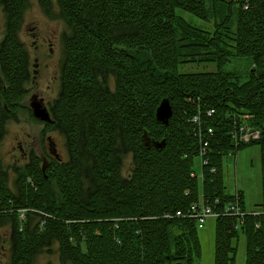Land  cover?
Masks as SVG:
<instances>
[{"label":"trees","instance_id":"16d2710c","mask_svg":"<svg viewBox=\"0 0 264 264\" xmlns=\"http://www.w3.org/2000/svg\"><path fill=\"white\" fill-rule=\"evenodd\" d=\"M27 1L4 0L0 142L30 80L18 34ZM40 1L51 12L50 0ZM57 1L71 32L45 129L64 132L70 159L53 158L43 168L31 152L14 181L17 192L0 160V218L14 219L10 264H32L53 238L62 264H193L201 243L192 204L206 198L217 205L218 197L222 208L237 196L246 210L244 192L226 190L222 165L224 155L254 143L262 154L263 198L241 223L237 216L215 218L214 264L236 261L241 235L245 263L264 264V0ZM239 58L247 60L245 76L225 69ZM207 63L216 69H180ZM165 97L173 105L166 124L155 114ZM242 125L257 129L259 138L237 143ZM202 141L208 162L199 176L194 165ZM127 151L134 167L125 177ZM22 211L28 221L19 229ZM34 215L42 219L30 228Z\"/></svg>","mask_w":264,"mask_h":264},{"label":"rangeland","instance_id":"374dc122","mask_svg":"<svg viewBox=\"0 0 264 264\" xmlns=\"http://www.w3.org/2000/svg\"><path fill=\"white\" fill-rule=\"evenodd\" d=\"M50 2L51 12L47 11L40 0H28L23 11L22 26L18 33L28 52L29 67L31 68L30 80L24 84L25 92L20 98L21 106L15 110V118L7 120L5 135L0 142L1 166L5 170L7 168L9 185L16 192L18 187L14 181L17 179V173L20 169L28 163L31 152L40 157V164L43 168L47 167L53 158L64 161L70 159L68 141L64 132L56 128L46 130L45 121H41L33 114V104L40 102L52 116L50 104L57 99L61 91L62 65L66 57L64 38L71 32L69 24L61 16L58 1L50 0ZM189 18L192 19V22L206 25V22L202 23V20L197 17L189 15ZM6 23L7 14L4 0H0V44L5 37ZM246 62L245 59H235L228 63L225 69L234 70L239 75L245 76L248 71V63ZM180 69L181 71H207L215 70L216 65L214 63L185 65L181 66ZM109 85L115 87V77L110 78ZM258 138H252L249 141H244V143L252 142L253 139ZM224 156L222 166L226 190L229 193L238 190L243 191L244 198H246L245 205L247 204L249 208L258 209V204L263 198L260 145L254 143ZM133 157V153L129 151L121 155L120 169L125 177L132 173ZM194 168L200 176L201 157L196 158ZM244 211L249 212L248 209ZM25 216L24 211L20 212L18 217L23 221H19V229H22L23 224L28 221ZM216 217L218 216L209 217L203 228H198L201 255H195L193 264H214ZM41 219L38 215L31 217L30 228H34ZM14 231L13 216L1 217L0 264L11 263ZM235 243L237 257L232 264H246L247 252L244 236L241 235ZM31 262L32 264H62L57 240L54 238L47 239L33 254Z\"/></svg>","mask_w":264,"mask_h":264},{"label":"built area","instance_id":"2783aa9c","mask_svg":"<svg viewBox=\"0 0 264 264\" xmlns=\"http://www.w3.org/2000/svg\"><path fill=\"white\" fill-rule=\"evenodd\" d=\"M198 122V119H195ZM211 130V129H210ZM260 136V132L257 129H251L245 125H242L239 131H235V138L237 143H243L244 141H249L252 138H256ZM200 156L201 163L206 164L208 162L207 152H208V142L202 141L200 145ZM213 171L216 170L214 167ZM220 199L215 198V204H219ZM217 205H214L211 200L202 198V201L195 202L192 204L190 209V217H195L197 220V226L202 228L209 217H215L219 215H231L237 216L240 223L243 222V218L246 215V212L241 208L240 200L236 196L234 201H230L225 203L224 207L218 208ZM182 212L177 211V215H181ZM169 217L168 214H166ZM239 226V224L237 225Z\"/></svg>","mask_w":264,"mask_h":264},{"label":"water","instance_id":"95a60500","mask_svg":"<svg viewBox=\"0 0 264 264\" xmlns=\"http://www.w3.org/2000/svg\"><path fill=\"white\" fill-rule=\"evenodd\" d=\"M33 114L41 121H52L49 110L43 107L40 102H35L33 104ZM155 114L157 115V119L164 124L169 122L170 118L173 116V105L170 103V99L168 97H165L160 102ZM164 143L165 141L156 142V145L162 146L164 145Z\"/></svg>","mask_w":264,"mask_h":264},{"label":"crops","instance_id":"0c3cea01","mask_svg":"<svg viewBox=\"0 0 264 264\" xmlns=\"http://www.w3.org/2000/svg\"><path fill=\"white\" fill-rule=\"evenodd\" d=\"M245 199H246V198H245ZM245 206H246V209H248L249 211H253V210L257 211V209L249 208V207L247 206V204H246Z\"/></svg>","mask_w":264,"mask_h":264},{"label":"bare ground","instance_id":"6f19581e","mask_svg":"<svg viewBox=\"0 0 264 264\" xmlns=\"http://www.w3.org/2000/svg\"><path fill=\"white\" fill-rule=\"evenodd\" d=\"M210 200V199H209Z\"/></svg>","mask_w":264,"mask_h":264}]
</instances>
